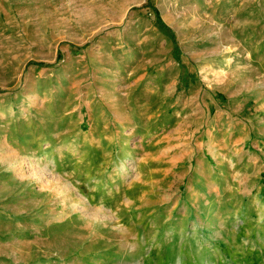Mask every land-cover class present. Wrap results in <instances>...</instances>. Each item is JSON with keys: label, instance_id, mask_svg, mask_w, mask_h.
I'll return each instance as SVG.
<instances>
[{"label": "rangeland", "instance_id": "1", "mask_svg": "<svg viewBox=\"0 0 264 264\" xmlns=\"http://www.w3.org/2000/svg\"><path fill=\"white\" fill-rule=\"evenodd\" d=\"M68 94L94 146L18 153L11 112ZM0 108V264H264V0H0Z\"/></svg>", "mask_w": 264, "mask_h": 264}, {"label": "crops", "instance_id": "2", "mask_svg": "<svg viewBox=\"0 0 264 264\" xmlns=\"http://www.w3.org/2000/svg\"><path fill=\"white\" fill-rule=\"evenodd\" d=\"M140 9H141V11H145V10H143L144 9L143 7ZM149 14H152V13H149ZM58 58H59V55H58ZM34 88L35 89L33 90V93H34L35 97L40 96L42 94H46L45 93L46 89L44 88L43 82H41L39 84V86L37 85V87H34ZM42 90H44L45 92H42ZM46 105H47V103H46V98H45V101L42 105L37 104V106H39V107L36 109L35 112H32V114H28V111H23L18 115H15L14 112H11V115H13L9 119V123H10L9 125H11V128H9V129H10L11 133H10V135H7L8 138L6 140L10 141L12 146H15L14 148L16 149V151L18 153L24 154L27 152V150L25 148L19 147V146H23V147H28L31 150L32 154H36V152L41 148V146L42 145L44 146L46 144V119H47L46 116H48V114H49V117H51L55 114V112H53V114H51L50 112H46ZM8 113L10 114V111H5V110L0 108V117L6 116V115L8 116ZM1 121H2V119H0V122ZM18 130H19V134H17V136H15L14 133H15V131H18ZM20 135H21V137H20ZM2 138L3 137L0 135V141L3 140ZM20 138H24V140L21 143L19 142ZM59 143H62V142L59 141ZM53 144L55 146L57 145V143H55V142H53ZM88 146H91V145L89 144ZM92 146H94V145H92ZM26 154H28V152ZM178 229L180 230V234H182V235L186 234L188 236L186 228H178ZM195 237L198 239L199 235H196ZM140 240H142V239L140 238L137 241H140ZM142 241L145 244V241L144 240H142ZM132 245L129 248V254L133 250ZM167 249H170L169 246H167ZM186 249H187V251H186ZM141 254H139L138 256H140ZM153 255L150 256V261L151 260L153 261L154 259H159V260H155V261H162V262L166 263V261L169 260V254H168L167 250H166V253L164 252V253L156 254V255H154V258L151 259V257ZM179 257H180V263L179 264H205L203 262L204 261L203 255L200 256V254H199V256H198L197 254H194L192 248L184 246V245L180 248V256ZM100 259H101L100 260L101 264H114L112 262L113 258H109V256L106 257V255H103V256H101ZM216 259L217 258H214L213 260H216ZM223 259L224 258H221V260H223ZM210 260H211V257L206 264H214V263H210ZM108 261H110V262H108ZM152 261L150 263H152ZM193 261H195L196 263H194ZM41 264H46V262L41 263ZM154 264H158V262H155Z\"/></svg>", "mask_w": 264, "mask_h": 264}, {"label": "bare ground", "instance_id": "3", "mask_svg": "<svg viewBox=\"0 0 264 264\" xmlns=\"http://www.w3.org/2000/svg\"><path fill=\"white\" fill-rule=\"evenodd\" d=\"M116 91H117L116 88L114 89L112 87H107L106 89H104L103 96H104L105 99H109L110 97L113 98V97H115L114 95L116 94ZM117 94H118V92H117ZM72 97H73V94L66 95V97L64 98L65 101L58 100L56 106H54L52 103L47 104L46 105V112H50L51 114H53V111H54L53 107L56 108V109H65V110H67L66 108L69 107V105L71 103L70 98H72ZM120 100H121V98H119L118 99V103L116 101V103L114 105V109L116 111V114L121 118L123 126L124 125H128V124H132L133 123V119H134L133 114L132 113L127 114V115L124 114L123 107L120 104L121 103ZM76 102L77 101L75 100L74 104ZM164 114L165 113L158 114V115H160L158 117L162 118L163 121H165V122H172L173 121V118H174L175 115H169L168 114V115H165V117L163 118ZM48 116H49V114H48ZM48 116H46V118ZM156 116H157V114H156ZM61 118H62V113H59V116L57 117V121H52L50 118H48V120L46 119V135L48 134V130H49V132L51 134H52V131H53L52 138L49 139V143L48 144L49 145H54L53 142H56V138L58 139V137L61 136L60 140H61L62 143H59V144L56 145L57 147L60 148V151H61V157L60 158H61V160H63L64 157H66L68 155H71L70 153H68V154L65 153L67 151H69L71 153H75L76 151H79L80 153H82V149H87L89 144L90 145H94V142H93V140H91L89 135H83V133H79V132H77L75 130V128H77L75 125H74V127L72 129H66L65 130L66 133H56L55 134L56 130H58L59 128L63 127V121L61 120ZM71 118H74V117H71ZM162 119H159L158 122L161 121ZM162 122L160 124H162ZM146 130L149 131L150 128H147ZM14 134H15V136H17V134H19V130L15 131ZM20 137H21V135H20ZM23 140H24V138H20L19 142L21 143ZM119 141H120V143H122L123 147L128 148V145H127L126 142H124V140L119 139ZM19 147L20 148H25L29 154H32L31 150L28 147H23V146H19ZM54 147H55V145H54ZM128 153H130V152L128 151ZM56 154L57 153L55 152V149H53L50 153H48V157L49 156H53L55 158ZM129 161L130 160L122 161V167L121 168L124 169V170L128 169L129 168ZM31 163L32 164L34 163V159L31 160ZM205 172H206V170H205L204 166L201 165L200 170L198 171V174L199 173L200 174H204ZM23 174L26 176L25 172H23ZM30 178L32 179L34 177L30 176ZM196 186L199 187L198 184H196ZM194 201L199 202V203L202 202L203 201V196L199 197L197 200H194Z\"/></svg>", "mask_w": 264, "mask_h": 264}, {"label": "trees", "instance_id": "4", "mask_svg": "<svg viewBox=\"0 0 264 264\" xmlns=\"http://www.w3.org/2000/svg\"><path fill=\"white\" fill-rule=\"evenodd\" d=\"M143 10L147 11L146 13H148V14L154 12L156 14V16H157L158 22L160 24H162L163 26L168 27L166 25V23L163 21V19L161 18V16H160L158 10L156 9V7L153 6L150 2L144 7Z\"/></svg>", "mask_w": 264, "mask_h": 264}]
</instances>
